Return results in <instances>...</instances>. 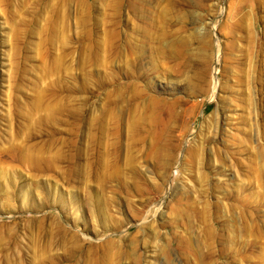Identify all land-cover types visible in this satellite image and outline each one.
<instances>
[{"label":"rangeland","instance_id":"1","mask_svg":"<svg viewBox=\"0 0 264 264\" xmlns=\"http://www.w3.org/2000/svg\"><path fill=\"white\" fill-rule=\"evenodd\" d=\"M0 264H264V0H0Z\"/></svg>","mask_w":264,"mask_h":264}]
</instances>
